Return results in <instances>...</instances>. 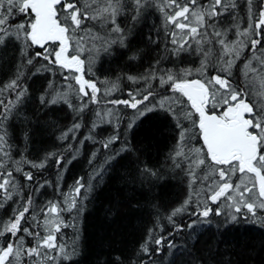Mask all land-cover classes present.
<instances>
[{"label": "snow or ice", "instance_id": "6c2138e0", "mask_svg": "<svg viewBox=\"0 0 264 264\" xmlns=\"http://www.w3.org/2000/svg\"><path fill=\"white\" fill-rule=\"evenodd\" d=\"M100 6L57 4L75 37L67 55L85 63L81 90L55 63L59 42L46 52L28 39L31 9L0 0V264H264V0H108L106 18ZM138 23L154 55H136ZM117 45L120 63L106 64ZM184 78L208 88V116L247 106L255 171L212 159L174 86ZM154 118L166 121L159 148L137 134ZM97 204L109 227L128 220L130 239L92 247Z\"/></svg>", "mask_w": 264, "mask_h": 264}, {"label": "water", "instance_id": "95a60500", "mask_svg": "<svg viewBox=\"0 0 264 264\" xmlns=\"http://www.w3.org/2000/svg\"><path fill=\"white\" fill-rule=\"evenodd\" d=\"M51 1L54 0H36L34 3V13L37 15V19L36 24L32 28V33H35L32 37L35 40L61 38V29L51 20ZM52 25L56 27V30L53 34H49ZM65 42L63 40V44ZM64 56H66V53ZM196 86L198 89L193 88ZM181 88L195 102L204 100L203 94L205 90L198 80L181 85ZM201 119L200 127L208 151L214 156L213 160L218 162L229 160L235 154V151L241 152L244 159H251L256 154L255 145L258 139L255 136L249 137L247 124L225 128L218 126L219 119L217 117L208 116L206 113L202 115ZM260 185L264 188L263 183L260 182Z\"/></svg>", "mask_w": 264, "mask_h": 264}, {"label": "trees", "instance_id": "16d2710c", "mask_svg": "<svg viewBox=\"0 0 264 264\" xmlns=\"http://www.w3.org/2000/svg\"><path fill=\"white\" fill-rule=\"evenodd\" d=\"M147 27V25H145ZM145 28L141 27L138 23L133 28V32L135 34V52L137 56H144L149 57L151 55H154L153 52L144 44L142 41V33L144 32ZM95 35V33H93ZM112 55V59L106 60V64H112L116 65L119 64L121 61V53H120V46L117 45L115 53H110ZM121 67H124L121 65ZM7 66H3L0 68V71H6ZM189 80L185 78L184 81ZM176 85V83H175ZM174 85V86H175ZM166 124V121L163 118H154L148 122H146L142 127L138 130V135L141 137L144 136H153L158 145L156 148H159L163 145L165 138L161 137L159 135V129H161ZM110 189H106L103 193H101L99 197L100 204H102L108 195V192ZM100 204H97L96 208L91 211L86 219V232L89 236V239L91 241L92 247H97L101 245L102 242L107 240H115V241H122V240H128L130 239L128 235V220L124 217H121L117 219V221L113 224H111V227H109L108 220L105 219L103 210H100ZM69 234H71V231L69 230ZM91 259L90 255H86L83 258V264H89V260ZM93 259V264L95 261V257Z\"/></svg>", "mask_w": 264, "mask_h": 264}, {"label": "flooded vegetation", "instance_id": "af4514ba", "mask_svg": "<svg viewBox=\"0 0 264 264\" xmlns=\"http://www.w3.org/2000/svg\"><path fill=\"white\" fill-rule=\"evenodd\" d=\"M57 4H58V0H54V3L52 2V9H51L52 16L57 14L56 10H55V8H57ZM181 13L183 14V12H181ZM200 20H201L200 13L194 12L192 23H199ZM34 22H35V17H34ZM53 30H54V28H53ZM62 31L64 33H66V31H68V29L65 27V28L62 29ZM181 31H183L182 27H181ZM193 31H194V29H193ZM67 58L68 59L69 58H74L75 59V60H73V62H70V64L66 68L74 70L77 73L80 72V74L76 76V79H77L79 85L81 87H84L85 84L88 83V81H85V79L83 77V69H84V65H85L84 61L81 62L82 64L80 63L81 64V67H80L81 70L80 69L78 70L76 68V66H78L77 65V61L79 60V58L77 56H75V57H73V56L69 57L68 56ZM62 60H64L63 59V55L58 56V57L55 58V61L56 62L57 61L61 62V64L63 63ZM175 86H177V88L176 87L175 88L179 92V87H178L179 84H176ZM204 87H205V85H204ZM208 92H209L208 88H206V95H207ZM207 100H208V98H207ZM207 100H206V103H207ZM188 102L192 105L191 107H192L193 111L199 113L200 120H201L202 115L205 113V107H206L207 104L206 105L205 104L204 105H197V107H194V104L189 99H188ZM246 111H248V108H247L246 105H243V104H238V105H236L234 107L229 108L221 117H217L219 119L218 126H222V127H225V128H230V127H233V126H238L240 124H248L247 123L248 121H246L244 119V117H243V113L246 112ZM247 133H248V135L251 134V133H249L248 128H247ZM251 135H253V134H251ZM254 158H255V156L253 158L249 159V160H246V159L243 158V154H241V152L236 151L235 154L233 155V157L230 160L238 159L240 161V164H241L242 167H248V168L251 169L252 159H254ZM230 160H228V161H230ZM228 161H223L221 163H227ZM251 170L255 171V169H251Z\"/></svg>", "mask_w": 264, "mask_h": 264}, {"label": "bare ground", "instance_id": "6f19581e", "mask_svg": "<svg viewBox=\"0 0 264 264\" xmlns=\"http://www.w3.org/2000/svg\"><path fill=\"white\" fill-rule=\"evenodd\" d=\"M35 2H36V0H24V2H22L21 4L18 2V4H19L20 9L24 8L23 11H26V10H28V8L30 6L32 7L31 10H33ZM105 3H108V0H101V6L98 9L95 10L96 14L101 16V17H103V18H106L108 16L109 12L111 11L110 7L108 9H105V7L103 6V4H105ZM90 11H93V10L90 9ZM196 13H200L199 10H197ZM179 15H182V13H179ZM64 19H65V17L61 16L60 20H58L57 19V14L51 16V20H54L56 25L61 27V28H65V26L60 22V21H62ZM76 20L78 21V23H80L77 13H76ZM202 22L203 21H202V18H201L199 23H202ZM52 28H53V25H52ZM28 38H30L31 42L34 45H42V42H46L49 45V48L45 50L46 52L50 50L51 45L55 44V42H59V47H58V50L55 53V58L67 53L69 51V49L72 47V42L75 41V39L72 37V34L69 31H66V33L63 32V34H61V38L66 41L64 44H63V41H60V40H57V39H54V38H48L46 40H44V39L35 40V39H33V37H32L30 32H28ZM96 47H98V45ZM84 48H85V45H81V49H84ZM91 52H92V54H95L96 48H93L91 50ZM75 56H77V55H73V57H75ZM81 62H83V61H81V60L77 61V65H78L79 68L81 67V64H82ZM171 74L173 76L177 75V73H174V72L171 73ZM17 223H18V221L17 222H13L10 225V227H11V229L13 231H15Z\"/></svg>", "mask_w": 264, "mask_h": 264}, {"label": "rangeland", "instance_id": "374dc122", "mask_svg": "<svg viewBox=\"0 0 264 264\" xmlns=\"http://www.w3.org/2000/svg\"><path fill=\"white\" fill-rule=\"evenodd\" d=\"M18 2L21 4L22 2H24V0H18ZM32 7L30 6L28 9H31ZM24 8H22L21 10H23ZM55 10H56V12H57V8H55ZM32 12H33V10H31ZM70 16H71V22H72V24H74V25H78L79 23H78V21L76 20V12H73V13H71L70 14ZM34 24V19L32 20V22L30 23V25H29V29L31 30V27H32V25ZM182 28L184 27V26H181ZM30 30H29V32H30ZM72 37L75 39V37L72 35ZM28 39H30V38H28ZM45 44H47L46 42H42V45H45ZM82 50H84V49H82ZM79 57V56H78ZM55 63L56 64H58V65H61V66H63L64 68H66L64 65H63V63L61 64V62H56L55 61ZM75 80H76V83H78V81H77V79H76V77H75ZM184 80H185V78L184 79H181L180 81H179V83H182V82H184ZM79 84V83H78ZM80 89L82 90L83 89V87H81L80 86ZM76 93V90L74 89V88H72V89H69V90H67V92L66 93H62L61 94V96L62 97H65V98H69V97H71L72 95H74ZM207 98H208V100H207V104L208 103H210V101H209V92L207 93ZM190 104V103H189ZM191 105V104H190ZM192 106V105H191ZM261 137H264V130H261ZM257 174L259 175V172H257ZM260 176V175H259ZM260 178L262 179V181L264 182V177H261L260 176Z\"/></svg>", "mask_w": 264, "mask_h": 264}]
</instances>
